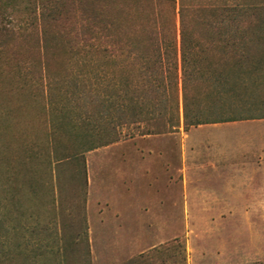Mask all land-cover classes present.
Masks as SVG:
<instances>
[{
    "label": "rangeland",
    "instance_id": "374dc122",
    "mask_svg": "<svg viewBox=\"0 0 264 264\" xmlns=\"http://www.w3.org/2000/svg\"><path fill=\"white\" fill-rule=\"evenodd\" d=\"M11 3L0 16V264H135L176 240L185 247V264H264V153L250 181L235 179L224 198H215L213 190L228 189L209 175L216 162L211 135H194L191 152L184 151L194 126L183 123L182 89L178 125L170 119L165 77L156 73L158 86L150 89L145 65L121 51L109 64L111 117L94 110L92 98L105 93L95 73L90 85L88 71L99 72L103 61L82 49L87 19L104 16L124 27L130 16L137 27L152 12L168 15L170 1ZM172 6L179 46L183 27L201 31L208 22L211 55L234 56L236 28L242 29L245 56L261 63L256 82L244 79L253 88L248 102L233 103L237 115L263 116L264 0H175ZM46 9L58 19L41 20ZM195 52L202 57L203 48ZM132 107L152 112L151 121L131 124ZM107 120L116 122L114 129ZM220 125H250L264 137L263 118ZM154 257L152 264H178Z\"/></svg>",
    "mask_w": 264,
    "mask_h": 264
},
{
    "label": "trees",
    "instance_id": "16d2710c",
    "mask_svg": "<svg viewBox=\"0 0 264 264\" xmlns=\"http://www.w3.org/2000/svg\"><path fill=\"white\" fill-rule=\"evenodd\" d=\"M169 1L171 5L168 15L152 12L142 17L141 20L144 23H140L137 27H133V23H131L133 20L130 16L126 18L129 25L124 27H117L114 20H108L104 16H101V18L104 17L105 20L100 18L99 21L96 20L95 22L87 19L83 31L82 49L87 52V56L93 53L102 55L101 60L103 61L99 72L98 68L95 70L93 67H90L88 71L90 85L95 84L94 82L91 83L95 73V77H99V81H95L99 86L98 89H103L105 93L102 100L92 98L93 105L96 107L94 110L100 109L105 116L111 117L113 80L112 66L110 67L109 64L118 55V51H121V54H126V58L132 59L135 63L139 61L145 65L144 69H146L147 74L149 73L146 83L147 85L150 84V89H155L158 86L154 85L158 80L156 73L160 71V75L165 77L168 85L164 88L171 89L170 94L173 101L170 119L178 125L181 119L180 89H182L183 99V123L186 128L245 119H264V115L248 117L237 115L240 112V106L233 103L248 102L246 94H248L249 89L253 88L247 85L244 79L248 78L249 82H256L261 63L259 59L250 60L245 56L243 47L248 46V44H240V40L244 39V32L239 31L242 29L236 28L239 43L233 45L236 49L234 56L229 57V55H226L227 53H222L218 57L211 55L209 46L212 36L209 34H212V30H208L210 26L208 22L204 24L206 28L201 31L196 27L187 31L183 27L179 46L175 11L172 6L175 0ZM9 6H12L11 0H0V16H5V10ZM40 15L41 20L43 19L44 22L58 19V14L55 13L54 9H46ZM227 29L228 27L223 25L218 31L224 35L229 31ZM194 34H197V36ZM197 37L203 41H199ZM121 41L125 43L121 45ZM196 46L203 48L202 57H197ZM46 47H48V39L45 38L43 49H46ZM237 79L239 82H237ZM240 83L242 85L241 89L239 88ZM150 95L152 101L158 104L157 102L161 98L158 92L153 90ZM192 98H195L197 102L194 106L190 105ZM227 101H230V104L227 105ZM132 108L130 119H128L129 115L126 113V119L131 120L129 121L131 124L151 121L152 112L148 115L139 111L135 113L134 107ZM152 110L153 112L157 111L156 106H152ZM106 125L114 129L116 122H108L107 120ZM148 132L147 134L162 133L157 130H149ZM115 141L116 138L109 139L106 142L111 144ZM174 250H178V254ZM154 253L141 256L135 264H152V260L155 259L154 255L175 258L176 263L185 264V247L179 240L161 250L156 249Z\"/></svg>",
    "mask_w": 264,
    "mask_h": 264
},
{
    "label": "crops",
    "instance_id": "0c3cea01",
    "mask_svg": "<svg viewBox=\"0 0 264 264\" xmlns=\"http://www.w3.org/2000/svg\"><path fill=\"white\" fill-rule=\"evenodd\" d=\"M220 124H214L212 127H207L211 124L194 126L188 134L189 138L184 139L183 145L185 152H191L192 146L196 142L194 135L205 132L211 135V142L215 146L214 156L216 162L209 175L212 181L223 183L228 189V192L222 193L213 190V195L217 199L224 198L226 193L230 192L233 180L242 178L250 181L252 179L250 175H255L257 173L256 169L261 167L256 163V160L264 153V137L262 133H259L261 129L250 125ZM259 137H261L260 140H258ZM233 158L237 160L233 161ZM246 158L247 162L245 163Z\"/></svg>",
    "mask_w": 264,
    "mask_h": 264
}]
</instances>
